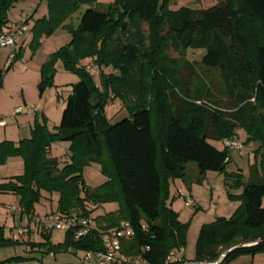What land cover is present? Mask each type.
Wrapping results in <instances>:
<instances>
[{"label":"trees","instance_id":"trees-1","mask_svg":"<svg viewBox=\"0 0 264 264\" xmlns=\"http://www.w3.org/2000/svg\"><path fill=\"white\" fill-rule=\"evenodd\" d=\"M17 1L0 0V31L8 25V12ZM40 1L46 2L47 15L34 20L31 56L41 39L59 28L71 39L41 65L39 93L53 85L58 61L79 80L72 85L53 132L46 119L38 121L35 114L29 139L0 143V165L10 157L23 161L22 174L1 182L0 194L15 195L26 216L34 215L41 192L58 195L56 211L82 217H92L105 203L118 202L117 210L94 217L97 228L108 230L128 221L134 236L122 242V252L142 253L152 264H162L171 250L186 244L188 224L178 221L167 201L171 181L181 179L190 186L185 177L186 166L192 163L198 184L212 171L223 174L227 186L242 188L236 196L240 205L229 218L200 227L192 260L215 262L225 253L219 264H229L243 255L264 254V0H223L206 9L176 11L168 9L169 0H114L102 11L93 7L96 0ZM82 5L88 7L78 26H66ZM189 48L203 50L200 64L219 73L232 103L228 120L224 111L193 102L215 101L208 88L205 96L197 89L189 100L188 80L181 79L171 55ZM22 55L18 48L8 67L0 69V88L4 72ZM84 58H91L98 68L101 89L80 65ZM104 68L115 73L105 74ZM175 92L177 105L171 100ZM115 98L127 115L111 123L104 109ZM237 127L244 129L246 143L259 142V159L246 170L228 173V150H219L208 140L231 138ZM55 142L69 143V161L62 167L48 157ZM92 163L108 177L96 188L87 187L82 178L83 167ZM49 234L41 232L44 242L31 247L53 253L101 249L95 232L75 240L68 231L55 246L49 243ZM14 243L0 229V246Z\"/></svg>","mask_w":264,"mask_h":264},{"label":"rangeland","instance_id":"rangeland-1","mask_svg":"<svg viewBox=\"0 0 264 264\" xmlns=\"http://www.w3.org/2000/svg\"><path fill=\"white\" fill-rule=\"evenodd\" d=\"M110 1L111 0H96L93 7L102 11L104 10V7L107 4L112 3ZM222 2L223 0H169L168 9L171 11H176L181 8L200 10L209 8L217 4H221ZM87 7L88 6L86 5L80 6L77 12H75L66 21V26L76 28L78 26L80 20L79 17L81 16V13ZM43 15H47L46 2L40 0H20L13 4L12 8L8 12V18L10 19L9 25L14 28L19 21H26L24 25L27 27V29L24 32V36H27L28 42L29 34H31V28L33 26L34 20L43 17ZM55 32L49 37H43L41 39V45L45 44L44 48L46 50L50 47H53L56 41H62V39L60 38L57 39ZM70 39L71 35L65 42L69 41ZM11 50V47H0V69L5 70L8 67V64L10 62L8 61L7 56ZM181 54L182 56H180ZM181 54H178L176 52L171 53L172 57L177 60V68L180 72L181 79L188 80V94L190 96L189 100L193 101L192 95L197 89L201 90L202 94H204L205 96V91H207L205 89L208 88L211 94L214 95L215 101H210L206 98V100H195L193 102L198 105L202 104L206 105L209 108H217L224 111L226 114L225 118L228 120L229 114H231L233 111L232 103L227 100V97L223 92L224 84L221 80L219 73L214 70H207L200 64V59L203 55V50L189 48ZM29 56L30 54H27L24 59L21 60L23 57L22 55L20 59L16 60L13 63L12 67L8 71L4 72L3 83L2 87L0 88V94L5 95V102L0 108L2 110L5 109L12 111L13 109H15V107L25 108L26 104L35 107L36 112L34 113V115H37L38 121L42 122L44 117L46 119L45 121L47 128H50V132H53V125L55 123V118H57V112L60 114L59 116H61L62 106L65 101L64 99L71 92L72 84L78 81L79 77L78 75L67 71L64 68L63 63L61 61H58L55 65L53 85L47 87L45 91L40 94L37 86L40 80V76L39 79L34 82L33 73L31 71L27 73L23 72V64L25 63V61L28 60ZM80 65L84 66L87 71H89V68L94 66H92L91 64V58L82 59L80 61ZM103 72L105 74L115 73L111 68H104ZM90 74L94 80L95 85L101 89V83L99 81V70H94V72H91ZM72 77L75 79L74 81ZM67 88L68 90H65ZM58 95H62V97H60L59 99ZM177 98V92H175V95L171 94V100L175 105H177ZM46 111L49 113L48 118L46 117ZM43 112L45 114H43ZM104 114L111 123H116L118 120L122 119L123 117H126L127 112L120 99L115 98L105 107ZM16 118L17 119L11 117L10 119V116H7L8 129L6 130V132H4L3 129L0 128V143L4 140H12L15 143L19 142V129L25 127L28 122H26V120H22L21 116H17ZM34 120L35 117L29 119L32 126L34 124ZM208 132H211L210 128L208 129ZM231 138L243 144V149L238 150L225 148L224 140H228L229 138H225L223 140H208V142L214 147L221 150L224 148L228 150L230 160L226 164V172L230 173L235 172L237 170H246L249 165H252L255 163V161H258L259 142L251 141L249 143H246L247 135L243 128H235V135ZM49 153L56 155L62 160L69 159L67 155L69 153L68 146L64 142L52 143L49 147ZM16 159L20 160L23 163L21 157H10L5 162V164L0 165V177L20 173L15 172L16 168L13 160ZM7 169L8 171L14 172H4ZM196 172L197 170L195 166L192 163H188L186 166L185 179L189 184H196L195 186L197 187L195 188L197 190H200L198 195L203 200V202L201 203L202 212L192 221V217L194 216V214H196L193 210L188 209L186 215L181 216V218H178L177 212L170 208L177 215L178 221L181 224H188V230L191 226H195L196 224L198 225V223H201L200 225H203V223H211L217 218H222V215H228L225 214L227 213V202L233 204L237 203V205L239 206L240 201L236 198V196H234V193L237 190H241L242 192V188H231L227 186L225 184L223 174L212 171H207L206 175L203 177L200 183L202 184L204 182V188L202 186H198L199 184L196 182ZM214 176H217L218 178L220 177V179H217V177ZM82 178L85 182V185L90 188L99 187L108 180V177L105 174L101 173L100 166L95 163L83 167ZM173 181L180 182L182 180L175 179ZM210 188L212 190L213 198H210ZM43 195L44 198H41L40 202L37 204V207L35 209V215L37 216H43L45 213L56 211L57 209L58 195L56 193L49 194L46 192ZM229 195L235 198H232ZM13 198L14 197H11L10 200H12ZM167 205L169 206V201H167ZM17 207L18 205L12 204L9 205V207L5 210L0 208V229L2 230L3 237H5L6 239L13 240V242H15V240L19 242L21 241L22 238L21 235L18 234V229L24 228L27 225L26 219L21 224L19 223V212L13 209ZM118 207V202L105 203L102 205V207H98L94 210V212L92 213V217H97L104 211H115L118 209ZM14 213H16L15 216L17 217L15 221L12 218V214ZM5 215H7L8 218H5ZM192 233L193 232H190L189 239H186V244L184 246L186 248V257L189 258L193 257L195 247L194 244L196 241V238L193 241ZM64 237L65 232H62L60 230H54L49 238L50 244L55 246L58 243L64 241ZM34 240L39 241V237L36 235L34 237ZM42 242H44L43 238H41V241L39 243ZM75 251L76 250L74 248H68L66 251H56L55 256H53V252L48 251V253L46 254L42 253L41 250L34 251L29 254L24 251V248L21 244L14 243L12 245L0 246V264H24V262H36L38 264H79L82 259L83 253L79 250L77 251V253H74ZM21 255H28L30 257L32 255L34 259H24V261L23 259L19 260L18 258L13 260L11 259L14 256L16 257Z\"/></svg>","mask_w":264,"mask_h":264},{"label":"crops","instance_id":"crops-1","mask_svg":"<svg viewBox=\"0 0 264 264\" xmlns=\"http://www.w3.org/2000/svg\"><path fill=\"white\" fill-rule=\"evenodd\" d=\"M113 1L114 0H111L110 2H113ZM8 20L10 21L9 18H8ZM65 25H66V22H65ZM20 26L24 27L25 29L20 34L17 35V38H16V47L17 48H21L23 50V52H24L23 57H22L21 60H23L24 57L27 54H30L28 60L25 61V63L23 64V69H24L23 72L24 73H27V72L31 71L33 73V81L36 82L39 79V76H40V67L43 64V62L45 61L46 57L49 54L55 52L58 48L62 47L64 44H67L70 40L67 41V42H65V41L69 38L70 35H69V33H68V31L66 29H62V28L57 29V31L55 32V34L57 36V39L60 38V39H62V41L61 42H57L56 41V43L53 45V47H50V48L48 47L49 49H47V50L44 48L45 47V44H42L41 47L35 52V54L31 56V52H30V50L28 48V44H29V42L31 40V34H29V39H28L29 41L27 42V36H24V32L26 31L27 27L24 25V23L22 24V21H19L15 25L14 28H12L9 25V23H8V25L3 30H16ZM9 28H11V29H9ZM56 44H58V45H56ZM92 62L93 61L91 60V64H92ZM74 80L75 79L73 78V81ZM75 83H73V84H75ZM65 90H68V88L65 89ZM0 91H1V89H0ZM4 96H5L4 94L3 95L0 94V107H2V104H4V102H5L4 101L5 100L4 99ZM67 96H66V98H67ZM58 97L60 99V97H62V95L61 96L58 95ZM66 98L64 100H66ZM64 106H65V101H64L63 106H62V111L64 109ZM25 107H29L28 111L21 112V113H18V114H14L15 110L17 109L16 107L12 111L11 110H5V109L2 110L0 108V120H4L5 121V125L4 126H0V128H2L4 132H6V130L8 129L7 116H10V119H11V117L17 119L16 118L17 116H21V119L22 120H24V121L26 120V122H28L27 125H25V127L19 129V133H20L19 134V141L20 140H23V139H29L30 138V131H31L32 125H31V122L29 121V119L33 118L35 116L34 113L36 112L35 111V107L29 106L27 104L25 105ZM62 111H61V115H62ZM11 114H12V116H11ZM43 114H45V113L43 112ZM3 115L6 116V117H4ZM46 115H47L46 117L48 118L49 117V113L47 111H46ZM59 115L60 114L57 112V118H55V123L53 125V128L54 129L57 126H59V123H60L59 120H61V116H59ZM48 130L51 131L50 128H48ZM4 141H11V142H13L12 140H4ZM13 143L14 144H17L15 142H13ZM64 143L69 148V143H66V142H64ZM219 150H221V149H219ZM67 155H68V157H70V153H68ZM48 157L55 158L57 160V162H58L59 167H62L64 164H66L69 161V159L68 160L67 159L66 160H62L59 157H57L56 155L50 154L49 153V149H48ZM13 161H14L15 168H16L15 169V172H20V173L14 174V175H10V176L0 177V183L7 181L11 177L18 176V175H21L22 174V172H23V163L20 160H18V159L13 160ZM4 172H14V171H8V169H7ZM214 177H217V176H214ZM217 179H220V177L219 178L217 177ZM195 185L196 184H192L191 183L190 186L188 187L183 180L180 181V182H176V181H171L170 182V186H169V198H168L169 207L177 212L178 218H181V216L186 215L188 209H191V210L194 211V213H196L192 217V221H193L202 212V210H201L202 209L201 208V203L203 202V200L199 197L198 194H199L200 190H197L195 188L197 186H195ZM198 186H202L204 188L205 184L203 182L202 184H199ZM44 193L45 192H41L42 198H44V195H43ZM234 194H235L234 196L240 195L241 194V190L235 191ZM11 197H14V198L12 200H10ZM186 197H188L193 202V205H194L193 207L185 206L184 199ZM210 198H213L211 188H210ZM182 202H183V207H182ZM227 203H228L227 204V213H225V214H228V215H222L223 218H228L237 209V206H238L237 203H234V204L233 203H230V202H227ZM12 204L13 205H18V198L15 195H13V194H0V208L1 209L5 210L6 208L9 207V205H12ZM36 207H37V205L35 206V209H36ZM99 207H102V205L99 206ZM35 209H34V215L36 214L35 213ZM18 212H19V214H18L19 223L21 224L26 219L27 220V225L26 226L29 227V231H28L27 234L21 235V238L22 239H21L20 242L17 241V240H15V242L18 243V244H21L22 247L24 248V251L27 252V253H29V254L32 253V252H34V251H38V250H41L42 253H46L47 254L48 253V250H47L46 247H31L32 244H38L41 241V238H42L41 231L38 230V228L33 224V222H31V220H30V217L31 216L24 215L21 210L18 211ZM52 212L53 211H51L49 213H52ZM49 213H45L44 215L49 214ZM105 213H108V212L107 211H104L103 213H101L99 215H104ZM15 215H16V213L12 214V218H13L14 221L17 219V217ZM5 218H8V216L5 215ZM200 224L201 223H198V225L196 224L195 226H191L189 228V230L187 232V238L186 239H189L190 232H193L192 233V235H193L192 236L193 241L195 240V238L197 239L199 229L202 226ZM52 232L49 234L50 236H51ZM36 235L39 237V241L34 240V237ZM49 243H50V239H49ZM61 243H58V244H61ZM194 246H195V244H194ZM175 249H178V248H175ZM180 249L181 250H177L178 257H180L182 259H186V260H192L194 258V254H193V257H190V258L189 257H186V248L185 247L184 248L181 247ZM77 251L78 250H76L74 253H77ZM79 251L82 252V250H79ZM53 256H55V253H53ZM17 258L19 260H22L23 259V261H24V259H30V260H33L34 259V257L32 255H31V257L28 256V255H24V256L21 255V256H16V257L14 256L11 259L13 260V259H17ZM40 262H42V261H40ZM27 263L28 262H24V264H27ZM28 264H38V263H36V262H30ZM229 264H264V254H256L254 256L243 255V256H240V257L236 258L235 260L231 261Z\"/></svg>","mask_w":264,"mask_h":264},{"label":"built area","instance_id":"built-area-1","mask_svg":"<svg viewBox=\"0 0 264 264\" xmlns=\"http://www.w3.org/2000/svg\"><path fill=\"white\" fill-rule=\"evenodd\" d=\"M25 28L20 26L16 30H2L0 31V47H11L12 50L8 54L7 58L9 62H12L17 54L16 38ZM94 70H98L96 66L89 68V73H93ZM29 107L17 108L14 114L28 111ZM5 121L0 120V126H4ZM225 148L229 149H243V144L229 138L224 140ZM185 206L193 207V202L186 197L184 199ZM16 211H20L19 206L13 208ZM31 222L44 233H51L54 230H60L63 232L71 231L73 238L78 240L86 237L90 232H95L98 241L100 242V250H82L83 256L79 264H152L142 253L137 255H127L122 252V242L133 238L134 230L128 221H121L118 226L108 229L99 230L96 225V221L93 217H82L77 214H64L58 211L52 212L43 216L32 215L30 217ZM29 231V227L18 229L19 235H25ZM148 250V248H145ZM178 249L171 250L162 264H219L225 253L215 262H200L195 260H186L178 257ZM144 251V249L142 250Z\"/></svg>","mask_w":264,"mask_h":264}]
</instances>
